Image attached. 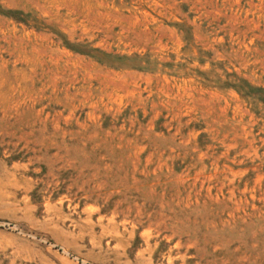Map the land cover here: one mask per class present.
I'll list each match as a JSON object with an SVG mask.
<instances>
[{"label":"rangeland","instance_id":"374dc122","mask_svg":"<svg viewBox=\"0 0 264 264\" xmlns=\"http://www.w3.org/2000/svg\"><path fill=\"white\" fill-rule=\"evenodd\" d=\"M0 264H264V0H0Z\"/></svg>","mask_w":264,"mask_h":264}]
</instances>
